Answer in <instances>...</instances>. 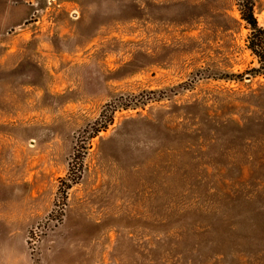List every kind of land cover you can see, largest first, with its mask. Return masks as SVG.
<instances>
[{"label": "rangeland", "instance_id": "1", "mask_svg": "<svg viewBox=\"0 0 264 264\" xmlns=\"http://www.w3.org/2000/svg\"><path fill=\"white\" fill-rule=\"evenodd\" d=\"M237 2L0 0V264H264Z\"/></svg>", "mask_w": 264, "mask_h": 264}, {"label": "trees", "instance_id": "2", "mask_svg": "<svg viewBox=\"0 0 264 264\" xmlns=\"http://www.w3.org/2000/svg\"><path fill=\"white\" fill-rule=\"evenodd\" d=\"M238 11L240 20L247 29L245 47L255 58L258 66L252 70L260 75L264 74V27L260 26L254 16V0H238ZM103 124L94 130V135L100 130L106 129L112 122V117L104 118ZM107 119V120H106Z\"/></svg>", "mask_w": 264, "mask_h": 264}]
</instances>
